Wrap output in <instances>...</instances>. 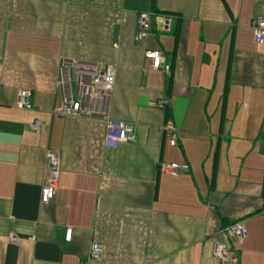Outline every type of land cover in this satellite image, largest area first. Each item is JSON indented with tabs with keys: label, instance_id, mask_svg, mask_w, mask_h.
<instances>
[{
	"label": "crops",
	"instance_id": "crops-1",
	"mask_svg": "<svg viewBox=\"0 0 264 264\" xmlns=\"http://www.w3.org/2000/svg\"><path fill=\"white\" fill-rule=\"evenodd\" d=\"M154 4L160 12L152 0H0V264H221L214 246L237 220L248 229L231 243L238 264H264V45L253 33L264 0ZM145 10L152 34L136 42ZM150 48L171 78L150 67ZM62 56L115 67L109 111L135 124L134 142L108 147L101 118L53 113ZM22 89L30 108L16 106ZM49 148L62 169L42 204ZM163 162L190 170L164 173ZM94 242L103 258L87 261Z\"/></svg>",
	"mask_w": 264,
	"mask_h": 264
},
{
	"label": "built area",
	"instance_id": "built-area-1",
	"mask_svg": "<svg viewBox=\"0 0 264 264\" xmlns=\"http://www.w3.org/2000/svg\"><path fill=\"white\" fill-rule=\"evenodd\" d=\"M152 10L141 11L136 17V42L147 40L152 34ZM172 17H166L163 31L172 30ZM253 33L257 43L264 45V15H258L253 21ZM145 58L151 62L150 67L162 70L169 78L172 77L170 65L165 63L163 50L150 48L145 51ZM116 69L113 65L101 61L72 58L62 56L58 69L57 91L59 103L53 108V113L62 117H98L104 120L106 126L105 143L108 147H118L123 143L134 142L137 138L135 124L128 120L113 118L109 111L108 101L115 89ZM32 92L22 89L19 92L16 106L20 109L31 107ZM169 100L165 97L158 103V107L165 109ZM29 129L37 132L42 127L40 120H35L28 125ZM161 131L171 138V144L176 145L178 128L172 121L161 125ZM161 170L171 175H180L190 170L187 162H163ZM45 169L47 171L42 188L41 203H51L57 193L60 172L62 169L61 151L49 148L46 152ZM221 234L223 239L214 246V255L221 264H238L239 257L233 250V241H243L248 235L244 220H237L225 226ZM73 229L67 228L65 238L71 241ZM11 241H18L15 237ZM103 246L94 242L87 261L101 260ZM86 264V263H82Z\"/></svg>",
	"mask_w": 264,
	"mask_h": 264
},
{
	"label": "trees",
	"instance_id": "trees-1",
	"mask_svg": "<svg viewBox=\"0 0 264 264\" xmlns=\"http://www.w3.org/2000/svg\"><path fill=\"white\" fill-rule=\"evenodd\" d=\"M152 10H153L155 13L160 12V10L157 9L156 5L154 4V0H152ZM162 13L171 14V13L168 12V11H163ZM175 15H178V13H175ZM168 87H169L168 89H169V91H170V89H171V84H170V86H168Z\"/></svg>",
	"mask_w": 264,
	"mask_h": 264
},
{
	"label": "rangeland",
	"instance_id": "rangeland-1",
	"mask_svg": "<svg viewBox=\"0 0 264 264\" xmlns=\"http://www.w3.org/2000/svg\"><path fill=\"white\" fill-rule=\"evenodd\" d=\"M145 11H148V10H145Z\"/></svg>",
	"mask_w": 264,
	"mask_h": 264
}]
</instances>
